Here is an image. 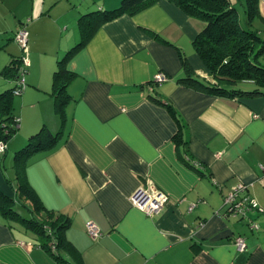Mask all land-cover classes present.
<instances>
[{
	"label": "crops",
	"instance_id": "0c3cea01",
	"mask_svg": "<svg viewBox=\"0 0 264 264\" xmlns=\"http://www.w3.org/2000/svg\"><path fill=\"white\" fill-rule=\"evenodd\" d=\"M121 1L0 0V94L15 85L3 71L21 56L15 35L26 21L30 59L27 87L13 101L20 128L0 151V191L17 197L16 152L31 136L61 133L55 150L27 160L24 174L54 219L70 221L68 245L55 257L0 213V264H264V96L223 99L178 83L181 56L209 79L193 47L205 22L168 0L107 22L67 64L74 77L59 117L54 74L81 41L79 19ZM230 2L244 8V0ZM259 9L264 19V0ZM159 73L169 80L152 84ZM168 106L194 167L179 157L180 127ZM149 183L169 198L159 214L130 202ZM239 183L259 206L251 216L258 231L227 215L225 198ZM89 221L100 237L88 234ZM238 236L246 251L235 246Z\"/></svg>",
	"mask_w": 264,
	"mask_h": 264
},
{
	"label": "trees",
	"instance_id": "16d2710c",
	"mask_svg": "<svg viewBox=\"0 0 264 264\" xmlns=\"http://www.w3.org/2000/svg\"><path fill=\"white\" fill-rule=\"evenodd\" d=\"M158 1L160 0H122L117 8L90 12L79 19L81 41L58 62L54 74L53 94L56 97V111L61 119H65L66 106L70 98L67 86L74 77L67 69L69 61L90 42L104 24L122 15H136ZM168 1L176 4L188 16L206 23L193 41V47L208 70L209 79L208 81L200 79L188 60L181 56L184 76L178 80L179 84L223 99L264 96V19L260 15V0H246L245 25L242 24L238 9L231 5L230 0ZM256 21L261 23V30L254 28ZM156 38L161 39L159 36ZM20 57L3 71V75L15 83L11 90L0 94V142L6 145L14 138L21 124V121L17 122V117L12 114ZM168 109L180 127L174 136L179 157L188 166L194 167V163L193 165L190 163L192 160L189 142L184 136L183 124L176 111L171 106H168ZM60 134H53L50 130L42 128L31 136L26 146L16 152L14 167L19 181L17 197L12 198L0 191L1 215L9 221L18 220L23 223L40 239L41 247L55 257L68 245L65 231L70 221L61 220V217L54 219L53 214L46 210L28 183L24 171L27 160L35 153L46 150L51 152L56 149ZM16 203L26 207L32 217L30 219L20 217L15 210ZM42 213L44 217L41 220L38 215Z\"/></svg>",
	"mask_w": 264,
	"mask_h": 264
},
{
	"label": "built area",
	"instance_id": "2783aa9c",
	"mask_svg": "<svg viewBox=\"0 0 264 264\" xmlns=\"http://www.w3.org/2000/svg\"><path fill=\"white\" fill-rule=\"evenodd\" d=\"M28 36L29 33L26 29V24H23L22 29L17 31L15 35V41L21 49V57L18 70V82L17 87L14 90V96H21L27 87V76L30 65ZM168 80V75L165 73H159L155 76L153 82L160 84ZM16 121L20 122L21 120L17 117ZM6 149L7 145L0 142V151L5 152ZM247 190L248 186L243 183H239L231 189L224 202L225 206H227V215L231 217H238L240 215L246 216L247 212L251 209H259L257 201L247 193ZM130 202L134 207L145 212L147 215H155L161 212L163 207L169 202V198L161 191L153 188L149 183L148 187H138L131 195ZM256 228L257 226L255 225L251 226L252 230ZM86 229L92 238L100 237L101 232L93 221L87 222ZM234 243L240 252L246 251L247 245L243 236L236 237ZM53 252L55 251L53 250Z\"/></svg>",
	"mask_w": 264,
	"mask_h": 264
},
{
	"label": "rangeland",
	"instance_id": "374dc122",
	"mask_svg": "<svg viewBox=\"0 0 264 264\" xmlns=\"http://www.w3.org/2000/svg\"><path fill=\"white\" fill-rule=\"evenodd\" d=\"M117 7H115V8H117ZM245 8H246V2L244 0V8L238 7V9H239L238 11H239L240 18H241V21H242L243 25H245V20H246ZM26 23H28V21L23 22L22 24H26ZM22 24L20 25V27L18 28L17 31L22 29V27H23ZM254 28L261 30V28H262L261 27V23H259V21H256L254 23ZM241 86L245 87V85H241ZM65 117H66V115H65ZM15 210H17L16 212L18 213V215L20 217H23V218H26V219H30L32 217V214L28 211V209L26 207H24L23 205H21V204L16 203L15 204ZM254 213H259V211L255 210V209H251L250 211L247 212L246 216L240 215V216H238V219H239V221H245L247 227H249L250 229H251V226H254V225L257 226V228L254 229V230L258 231L260 229L259 223L254 221V219H251V216ZM254 230H252V231H254Z\"/></svg>",
	"mask_w": 264,
	"mask_h": 264
}]
</instances>
